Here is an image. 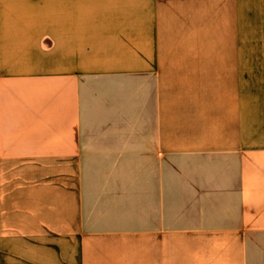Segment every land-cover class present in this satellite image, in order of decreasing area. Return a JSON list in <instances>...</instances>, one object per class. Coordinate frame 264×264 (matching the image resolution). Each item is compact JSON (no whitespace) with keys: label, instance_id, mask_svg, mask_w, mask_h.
Instances as JSON below:
<instances>
[{"label":"crops","instance_id":"0c3cea01","mask_svg":"<svg viewBox=\"0 0 264 264\" xmlns=\"http://www.w3.org/2000/svg\"><path fill=\"white\" fill-rule=\"evenodd\" d=\"M0 264H264V0H0Z\"/></svg>","mask_w":264,"mask_h":264}]
</instances>
